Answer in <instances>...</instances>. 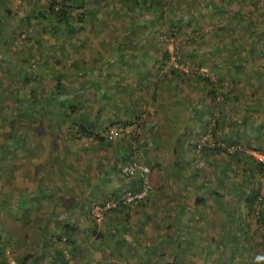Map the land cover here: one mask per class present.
I'll return each mask as SVG.
<instances>
[{
    "label": "crops",
    "instance_id": "obj_1",
    "mask_svg": "<svg viewBox=\"0 0 264 264\" xmlns=\"http://www.w3.org/2000/svg\"><path fill=\"white\" fill-rule=\"evenodd\" d=\"M167 1L119 0L115 8L122 14L113 19L88 15L82 19L88 26L80 30L21 32L18 44L27 38L31 49L4 48L0 67L15 70L10 76L16 77L19 94L4 80L8 91L0 98L9 99L0 101L8 115L6 126L0 127L8 143L0 156V264H114L115 258L127 257L125 252L124 263L132 264L134 257L138 264L146 250L142 246H154L149 223L155 214L165 216L167 209L180 211L192 204L190 210L206 215L208 209L215 212L213 198L220 196L224 203L241 191L243 178L236 181L230 160H216L215 150L196 151L194 146L215 111L219 140L248 138L246 143H253L260 132L262 112L252 123L246 104L263 105L255 88H264V79L247 82L242 74L235 75L244 65L250 73L261 66L246 45L250 32L241 33L242 45L234 40L235 27L249 18V9L236 8L240 0ZM26 13L22 20L28 26L33 19ZM92 18L116 25L102 30L91 24ZM169 30L181 36L178 69L171 67L164 42ZM199 74L208 75L216 87L223 82L236 90L214 103ZM251 83L255 90H246ZM118 125L124 128L121 136L101 138L106 127ZM132 160L148 167L149 192L138 201L142 204L116 207L96 224L90 217L93 202L139 188L138 179L120 171ZM241 175L252 174L246 170ZM139 206L151 215L149 223L138 217L144 213ZM153 207L157 210L151 211ZM214 212L198 224L214 229L224 223L212 219ZM131 218L145 235L132 234L136 229L127 233L125 223ZM63 246L69 258L61 252Z\"/></svg>",
    "mask_w": 264,
    "mask_h": 264
},
{
    "label": "rangeland",
    "instance_id": "obj_2",
    "mask_svg": "<svg viewBox=\"0 0 264 264\" xmlns=\"http://www.w3.org/2000/svg\"><path fill=\"white\" fill-rule=\"evenodd\" d=\"M50 1L52 0H0V60L4 48L11 47L17 50L20 47L23 48V46H26L27 50L29 48L31 49V47L27 44H29L32 40L27 38H24L23 41L18 44L21 40V37L19 36L21 32H26L29 36L31 33L34 34L35 29L37 31H40V29L45 30V28L50 31L64 30L60 25H49L46 24V21L42 20L40 22L37 19H33V15L36 13L37 9L49 4ZM69 1L72 2L73 0ZM90 1L85 0L83 2L82 0V3H79L82 6L78 9L80 17L84 16L89 18L90 15H103L104 17L105 15L106 17L112 16L111 18L113 19V17H117L122 14L120 12L121 10L118 9L119 7L115 8V4L119 3V0H104L105 2L103 3H98V1L92 0ZM65 2L68 3V0H65ZM167 2L170 3L171 0ZM240 5L241 8L244 6L249 9V18L244 20L243 17L242 20L237 23L238 26L235 27V38H233L236 42H239L240 45H242L243 38L241 37V33L252 32L253 38H257V44L254 43V40V42L251 43L252 47H256L262 51V56L258 57V60L261 59L262 61L255 62L256 64L261 63V66L257 65L258 69H250L255 70L252 71V73L248 72V70L244 68L245 65L244 67L238 69L237 72H242V76L247 82L262 80L264 79V31L261 33H257V31L264 28V0H240V2L236 4V8L237 6L240 7ZM32 7L34 10L29 12ZM124 9H126V12L128 11V8L125 7ZM26 12L31 14L29 16L33 19L31 24L28 26L26 25V22L22 20L23 14ZM90 21L92 22L90 23L94 26H99L100 24L102 30H110L111 27L116 25L115 23H105L104 21H100L99 23L93 18ZM82 22L83 21H80L77 25L84 27L88 26V22ZM77 25L74 26L77 27ZM90 29L93 30L94 28ZM6 31L9 33L8 35L11 34V38L3 35ZM231 32L234 33V31ZM16 34L19 38H16L14 41L12 40V36L15 37ZM3 69V67H0V95L2 91H8L6 88L3 90L2 86L4 80L7 81V79L10 80L12 86H14L11 88V91H16L18 95L19 88L17 85H14V78L16 77H14V75H12V77L10 76V73H15V70L10 72V70L4 71ZM45 73L47 74L48 71L46 70ZM45 73L42 72L41 75H45ZM49 74L53 73L49 72ZM219 83L220 85L218 84L217 90L226 94L227 90L230 89L229 85L223 84V82ZM251 85V87H245V89H256L257 93L261 94L263 89L262 87L258 85V87L254 89V83H251ZM93 88L95 92H98L97 84H95ZM81 89L83 88H78L76 91H81ZM251 94L253 95V92H251ZM8 99L0 98V101L2 100L1 103L3 104L5 101L8 102ZM19 104L20 103L17 102L16 105ZM246 106L250 114L249 120L252 118V123L255 122V120H257L255 118H257V116L264 111V104H257L252 100L248 101ZM4 112V107L0 108V120L6 117L0 127H5L6 124L4 122L8 119V115L4 114ZM213 113L216 114V111ZM258 120L260 132L253 143H246L248 138H243L241 142L234 139L233 142L230 140H219L218 137L216 139L214 138L219 147L215 148L216 150L213 152V157L215 156V159L220 161L222 159L230 160L229 164L235 165L234 174L236 181L243 178L241 191L237 192L236 190L235 193L233 192L230 199L224 200V203H222V198H220V196L212 199V205L215 210V212H213L216 215H219V213L221 214L220 216H212V219H219L225 222L219 223L217 226L214 225V229H210L209 224L204 223L203 221H200L198 224V220H204L205 217L213 215V212L208 209L206 215H204L203 212L198 211V209L190 210V208H193L191 207L192 204H190L189 207H184L183 202V209L180 211L179 208H175L174 210L173 208H171V210L167 209L165 216H162V213L155 214L153 216L154 219L152 220V223H149L148 221L151 220V215H149L148 218L147 214L143 210V207L139 206V210L144 211V213L140 212L138 217L145 223H149L151 225L152 229L150 228V232L154 236V246L147 248L142 246V249L146 250H144V254L139 256L141 260L137 259L139 262L138 264H264V200L261 201L262 203L259 207V203L257 201L254 202L251 211L247 210L244 201L245 198L251 194L257 195L258 198L264 196V183L259 180V173L257 172V166L253 158V153L255 152L264 154V118H258ZM229 124H231L230 121ZM230 126L227 125L224 127L228 129ZM0 137L2 136L0 135ZM200 137L201 136H199V139ZM5 144L8 143H5L4 137H2V139H0V156L1 154L4 155V152L7 151L4 146ZM227 148H230L229 151H227ZM216 151L218 153H216ZM198 165L199 167H203L200 163ZM246 170L252 175H246L243 177L241 174H245ZM228 173H230V170H228ZM219 183V185L222 184L221 182ZM140 204L142 203L138 202L134 205L138 206ZM204 207L209 208L208 205H204ZM152 210H157V208L153 207L151 211ZM176 210L177 212H175ZM125 224L128 226L127 233L130 232L131 234V230L136 229V231L132 232V234L138 232L140 235H145L144 229L139 225V221L135 223L133 218H131L129 219V223ZM166 224L167 227L165 228L164 225ZM166 235H169L170 240L163 241L162 239ZM210 236L217 237L211 240V238H209ZM149 240L150 242L152 241L151 238ZM142 249L141 251H143ZM123 254H125L124 256L127 255V257L122 259L128 258L127 252ZM122 259L115 258V261L118 262L114 264H131L128 262V259V263H124ZM134 260H136V258L133 257L132 264L135 263Z\"/></svg>",
    "mask_w": 264,
    "mask_h": 264
},
{
    "label": "built area",
    "instance_id": "obj_3",
    "mask_svg": "<svg viewBox=\"0 0 264 264\" xmlns=\"http://www.w3.org/2000/svg\"><path fill=\"white\" fill-rule=\"evenodd\" d=\"M19 1V0H17ZM180 41L181 36L175 31H169L164 36V42H166V49L169 52V59L171 67L178 69L180 68ZM214 117V118H213ZM216 114L212 113V118L207 122L204 132L202 133L200 139L195 143V150L200 151L202 148L213 147L216 144L214 137L211 134V130L215 125ZM123 127H110L106 130L105 135L107 139H114L123 134ZM230 149V148H229ZM228 150V148H227ZM253 158L256 165L261 164V170L259 172V180L264 183V154L255 152L253 153ZM121 172L124 176L130 178H136L139 181V188L136 191H126L120 198L101 200L98 202H93L90 206V217L96 224H100L105 216V214L110 211L112 208L116 207V204L121 201L123 204H136L139 200L144 198L149 192L150 185L148 182L149 169L146 165L141 163H126L121 167ZM65 238H62L64 242ZM61 252L69 258L68 249L64 247L61 249ZM5 255H9V250L4 251ZM67 264H73L69 261Z\"/></svg>",
    "mask_w": 264,
    "mask_h": 264
},
{
    "label": "trees",
    "instance_id": "obj_4",
    "mask_svg": "<svg viewBox=\"0 0 264 264\" xmlns=\"http://www.w3.org/2000/svg\"><path fill=\"white\" fill-rule=\"evenodd\" d=\"M79 3H82V2L81 1H78L77 2V0H74V2L73 1L71 2V1L68 0V3H66L65 0H61V1H59V0L58 1L52 0V1L49 2V4H47L45 6H42L39 9H37L36 14L33 16V19L46 21V24H49V25H52V24L53 25H57V26L60 25V26H62V28L65 31L80 30V29H82V26H78L77 24H79L80 21H83L82 19L84 18V16L83 17H80V14L78 13V9L82 7L81 4H79ZM74 25H77V27L74 26ZM169 31H172V30H169ZM263 31H264V28H262L261 30H258L257 33H261ZM249 34L250 35L248 36V38H246V45L247 46L250 45L251 49H253L254 59L256 60V62L257 61H262L261 59L258 60V57L259 56H262L261 55L262 51H260V49H258L256 47H252V44H251L252 42H254V40H255L254 43L257 44V38H255V39L253 38L252 32H250ZM231 73H233V72H229L228 73L230 75V77H232ZM237 73L235 75L242 74V72H239L238 74ZM251 73H252V70H251ZM198 77L201 80H203L205 84L208 85V87L210 89L209 92L211 93V96H212V99H213V102L214 103H221V102H223L224 100H226L227 95H229V94L231 95V93L233 92V90L234 91L236 90V87L235 86H231V88L227 90V93L226 94H223V92H220V91L217 90L216 85H213L214 82H213V80H211V78L208 75H201V74H199ZM238 78H240V77L238 76ZM231 79H232L231 80L232 83L233 82L237 83V81H236L237 79H233V78H231ZM215 87H216V91H215ZM261 95H262V97H261L262 104H264V88L261 91ZM217 116H218V114L216 115L215 120H214L215 121V125L213 126V128L211 130V134H212V136L215 139H216V135L214 134V131L216 130ZM263 116H264V111L262 112V114H260V118L263 119L264 118ZM211 118H212V114L209 116L208 119L210 120ZM110 127H121V126L118 125V126H108V127H106L105 130L103 131L104 133H103V135L101 137L105 141H113L116 138H118V137H116V138L110 139V140L106 138L105 132ZM217 147H219V146L218 145L213 146V147H206L205 146L200 151H202L204 149L216 150L215 148H217ZM194 149H195V146H194ZM252 149H256V148H252ZM132 162H136V161H133L132 160V161L125 162L124 164H126V163H132ZM136 163H138V162H136ZM256 166H257V172L259 173L260 170H261V164H257ZM120 171H121V168H120ZM234 184H235V186L237 185V183H234ZM263 200H264V196L258 198L257 195L251 194L250 196H247L244 201H245L247 210L248 211H251L254 202L257 201L259 203L258 204V207H259V205L262 203L261 201H263ZM132 205H134V204H129V203L123 204L121 201H119L116 204V207L125 206L128 209V208H132L131 207ZM116 207H114V208H116ZM114 208H112V209H114ZM128 214H127V216H128ZM128 233H130V232H128ZM139 249L141 250V248H139ZM60 257H61V261L63 262V257H62V254L61 253H60Z\"/></svg>",
    "mask_w": 264,
    "mask_h": 264
}]
</instances>
